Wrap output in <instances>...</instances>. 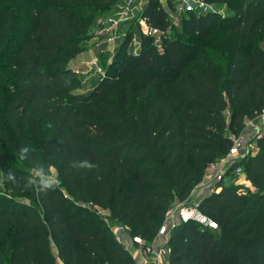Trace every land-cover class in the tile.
<instances>
[{"label":"trees","instance_id":"trees-1","mask_svg":"<svg viewBox=\"0 0 264 264\" xmlns=\"http://www.w3.org/2000/svg\"><path fill=\"white\" fill-rule=\"evenodd\" d=\"M121 1L0 0V161L12 176L0 193V264H137L111 222L153 240L264 107V0H207L217 9L184 12L162 47L143 29L134 53L135 18L101 59L105 75L82 90L70 62ZM168 4L148 0L141 16L174 28ZM251 140L258 150L226 173L243 165L245 182L200 198L218 227L178 222L169 264H264V133ZM18 160L54 167L59 186L35 191L40 177Z\"/></svg>","mask_w":264,"mask_h":264},{"label":"built area","instance_id":"built-area-1","mask_svg":"<svg viewBox=\"0 0 264 264\" xmlns=\"http://www.w3.org/2000/svg\"><path fill=\"white\" fill-rule=\"evenodd\" d=\"M175 6V10L171 13V20L174 24H179L181 21V16L187 11H208L215 10L217 6L207 0H172ZM144 7L142 0H122L116 7V9L107 14L104 18L100 19V22H104L103 31L105 32L106 41L110 47L116 46L119 40L122 38L120 33L121 26L124 23H130L135 18H138L139 14H142ZM145 21L144 31L145 33L152 35L155 38V44L158 47H162V38L169 32L168 29L164 30L158 26L149 24L146 19L142 17ZM140 20V19H139ZM134 42V53L139 49L141 44L140 38L137 39L136 36L132 38ZM86 64L89 66V71L94 70L96 73L100 74V79L105 75V69L100 64L98 56L91 57ZM76 72L83 75L85 80H88V70L82 69L79 66L74 68ZM254 125L257 127L256 134L264 133V107L262 111L254 118L248 119L247 125ZM255 134V135H256ZM233 144L228 153L218 162L211 164L219 166L216 169V180L222 179L227 173L230 166L246 153H255L258 150L256 143L254 145L250 144V148H247V137L244 131L240 135H233ZM237 174H242L244 171L243 165H237L234 170ZM197 188V187H196ZM196 188L192 191L190 197L186 200L178 203L175 208L169 211L167 219L164 224L160 227L155 238L147 242L140 235H130L133 243L138 245H143L145 247L146 253L151 257V260L155 264H169V239L171 235V230L178 222L194 220L202 225L209 226L211 228H217L218 223L205 215L199 209V203L201 196L196 193ZM199 195V196H198ZM198 196V197H197ZM111 229L114 231L116 236L122 242L124 241L123 233H128V227L120 222L111 225Z\"/></svg>","mask_w":264,"mask_h":264},{"label":"rangeland","instance_id":"rangeland-1","mask_svg":"<svg viewBox=\"0 0 264 264\" xmlns=\"http://www.w3.org/2000/svg\"><path fill=\"white\" fill-rule=\"evenodd\" d=\"M139 1V0H138ZM143 1V7L146 6L148 0H142ZM164 6H166L167 8H169V4H168V0H160ZM218 8L221 9L224 13H226L229 8L226 7V5H218ZM110 12L108 13H104L102 14L101 16H99L96 21L91 25L90 29L86 32L85 34V38L82 42L83 45H85V49H87L88 51L90 50V48L94 47V42L95 41H100V38L101 41L99 43V45L95 47V50H91L89 53L91 54L90 56L91 57H94V56H98L99 57V60H100V64L101 66H103V68L105 69L104 65H103V60H105L107 63H109L111 61V59L113 58L114 54H115V51H116V48L119 46L120 42H121V39H123L125 37V35L127 34V31L128 29L131 27V23H126L124 24V26H122V29H120V33L122 34V38L119 40L118 44H116L115 48L114 47H110V49L108 48L109 45L106 41V34L105 32L103 31V29H100L99 25L98 26H95L97 21L99 20L100 17H103L104 15L106 14H109ZM142 14L140 13L137 20L140 19L139 23H135V32H134V36H136L137 39L140 38V32L143 31L144 27H145V20L142 19ZM174 24V23H173ZM176 25L174 28L173 26L169 27L168 30L171 32V34H177V31L176 30H180V24H174ZM138 27H140V30L138 29ZM101 31V32H100ZM96 32H99L96 34ZM217 35H221L220 33H216ZM93 45V46H92ZM134 42L132 40L130 46H129V49L130 50H133L134 49ZM103 59V60H101ZM85 69H89V66L88 67H85ZM88 80H85L84 81V85H83V88L82 90H88V89H91L93 88L100 80V77L101 75L96 73L94 70H88ZM84 75V74H83ZM227 116H229V113H227ZM248 121V120H247ZM250 126V125H249ZM257 132V127L254 128V130H252V132H249V130L247 131V129L244 130V134L246 133V139H247V148L249 149L250 148V144L251 145H254L255 142L253 140H251V138L253 136H255ZM12 141V140H11ZM10 154H11V158L14 160L15 159V152L13 150H9ZM247 154V153H246ZM246 155L244 154L243 156L239 157L238 160L240 159H243ZM16 163L18 165H22V167H24L25 169L29 170L34 176H37L36 175V169H34L33 167L31 166H23L22 162L20 160L16 161ZM219 166H216V165H209L207 168H206V172H205V175L202 179V181L200 182V184L197 186L196 190L200 196L204 195V194H208L214 190L217 189V185L219 182L221 181H224V182H230L232 180V178L236 179L237 181H242V182H245V178H244V174H237L236 172H231L229 174H225L223 176L222 179H219V180H216V174H215V171L216 169H218ZM49 171L52 175H54L55 177H57V172L55 170L54 167H50L49 168ZM10 177V179H12V176L10 175H7L6 171L4 170V167H3V164L2 162L0 161V193H6L8 191L7 189V179ZM198 195V196H199ZM197 196V197H198ZM18 198L20 199H24V200H30V197L26 196V195H17ZM181 201L179 200L178 203H180ZM177 203V204H178Z\"/></svg>","mask_w":264,"mask_h":264},{"label":"crops","instance_id":"crops-1","mask_svg":"<svg viewBox=\"0 0 264 264\" xmlns=\"http://www.w3.org/2000/svg\"><path fill=\"white\" fill-rule=\"evenodd\" d=\"M107 15V14H106ZM106 15H104L103 17H100V19L104 18ZM97 21L96 25L95 26H98L100 27V29H103L104 27V22H100V21ZM126 24V23H124ZM124 24L122 26H124ZM122 26H121V29H122ZM101 32V31H100ZM99 33V32H96V34ZM102 38H100V41H101ZM100 41H95L93 44H94V47L90 48V50L88 51L87 49H85L84 51H82L81 53H79L78 55H76L70 62V65L75 68L76 66H79L81 67L82 69H85V67H88V65L86 64V62L91 58V54L89 53L91 50H95V47L96 45L98 46ZM93 46V45H92ZM254 128H256V126L254 125H250L249 124L247 125L246 129L247 131L249 130V132H252V130H254ZM246 134V133H245ZM247 135V134H246ZM179 200H177L174 205L172 206V208L170 209V211L175 208V206L177 205ZM117 222H111V225H114L116 224ZM123 237H124V243L126 244L127 248L131 251V253L133 254V256L135 257L136 261H137V264H155V262L153 260H151V257L146 253L145 251V247L143 245H138L137 243H133L131 238H130V233L128 231L123 233ZM60 264H63L61 261H60Z\"/></svg>","mask_w":264,"mask_h":264},{"label":"clouds","instance_id":"clouds-1","mask_svg":"<svg viewBox=\"0 0 264 264\" xmlns=\"http://www.w3.org/2000/svg\"><path fill=\"white\" fill-rule=\"evenodd\" d=\"M28 147H24L20 149V152L26 153L28 151ZM19 159L22 161V158L19 157ZM86 168H92L94 167L93 164L89 163L88 161H85ZM36 175L40 177L39 180V186L37 187L36 182L30 181L31 188L34 189L37 192L46 193L49 190H55L59 186V179L52 175L49 170L47 172L43 169H36Z\"/></svg>","mask_w":264,"mask_h":264}]
</instances>
